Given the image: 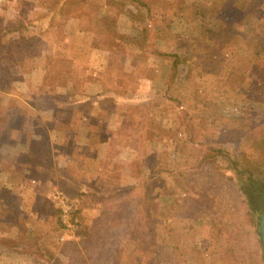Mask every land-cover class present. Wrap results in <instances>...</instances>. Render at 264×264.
<instances>
[{
  "label": "trees",
  "instance_id": "trees-1",
  "mask_svg": "<svg viewBox=\"0 0 264 264\" xmlns=\"http://www.w3.org/2000/svg\"><path fill=\"white\" fill-rule=\"evenodd\" d=\"M157 1L119 0L118 4L122 7L128 6V2H131L135 6H138L137 9L148 8V20H150L152 18V5L163 4ZM203 2L204 4L201 6H188L187 14L178 25V28L182 29L181 32H175L171 27L163 28L164 32H168L170 36L173 35L172 37L175 38L180 33L192 34L196 36L197 43L191 46L178 47L176 52L171 53H165L157 49L152 51L153 54L163 59V63L170 66L171 72L169 80L166 83L167 89L162 95L159 93L158 95H152L147 100H141L142 102L137 103V105L144 108L150 106L152 108L153 105L156 110V107L161 105V102L165 98L180 105L191 103L194 109H198L200 104L206 105L207 103L203 97H194L190 94L193 83L197 78L196 68L203 58L223 64L221 74H223V80L226 81L229 78L233 80L237 79L240 75H247L250 70L260 71L264 75V49L259 57L250 58L244 65L238 61L236 63L233 57L234 53L239 51L249 39L245 19H259L264 16V0H203ZM28 4L33 5L32 10H30L31 12H22L23 10L17 7V17L7 19L4 25L0 27V50L4 46L6 47V50L4 49L5 53L3 55L0 54V80L5 76L13 77V74L9 72L11 68L18 67L21 70L27 68L25 66H27L29 60L28 69L32 70L31 59L37 55L39 48L43 46V41L39 36L41 32L38 35H34V31L36 32L39 29V31H49L50 29L65 28L70 17L74 16L78 7L81 6L78 0H37L35 3L32 2L31 4L29 2ZM4 8L6 9L3 6L0 11L4 10ZM39 9H42V11L36 15L37 11L35 12V10ZM128 14H131L130 10H128ZM136 17L141 18V20L147 19L145 15L133 18ZM86 19L83 18L85 22L83 23L84 28L82 31L87 34L91 25H89V20L91 19L88 18L89 20L87 21ZM0 22H2L1 19ZM105 27L107 28V49L116 56H138L137 58L146 59L145 61L142 59L134 63L137 70L143 68L145 71L149 57L147 54L151 50V47L147 43L151 29L145 25L139 28L134 35L120 36L121 43L115 44L116 38L110 37L111 26L107 23ZM5 33L6 35L8 33L15 34L12 39L7 40L8 43L6 45L2 43ZM157 34L160 37L161 30H158ZM87 37L89 36H85V39ZM257 37L260 38L261 35ZM92 39L93 41H97L95 36ZM262 40H264V37ZM261 48H264V45ZM48 67L49 71L45 77V83L39 87L32 85L30 86L29 93L21 95L22 97L23 95L32 96L36 99V102L31 103V105L23 103L22 105L24 106L20 107V109L25 110V113H22L23 111L21 112L20 109L16 113H9L11 110L9 109L4 114V117L0 119V133L3 132L2 126L4 124L8 125L4 132L5 135L0 136V140L2 137H7V139L11 141L15 140L18 143L16 144L17 155L6 154L7 160L1 165L2 167L0 166V174L5 173L9 176L6 181H0V236L2 234L0 244L4 248L16 249L20 253L43 258L50 264H88L89 259H86V254L90 255V260L94 264H142V260L145 258L142 248L143 243L133 236L135 233H151L154 226L151 210L153 199L165 201L162 215L166 219H171V224L173 223V200L168 202L165 192L167 190L173 191L175 188V185L173 186L174 183L177 184V188L175 189L186 193L187 201L201 206L197 208V211L202 212L203 218H211L214 215V211H211L210 208L211 205H215L216 197L213 193L201 192L199 188L192 184L189 176L191 173L188 171L191 161H193L192 166L201 168L202 175H206L207 177L210 174L208 169L214 170L212 171L215 172L214 175H219L217 172L220 171L218 167H220L219 163L221 161H228L232 166L236 165L235 170L238 175V181H235L237 182L235 183L236 192L242 198L245 195V186L249 184L250 175L253 172L239 168L240 161L236 163V159L238 160L239 157L232 155L236 159L230 158L226 155H230L229 150L224 151L213 145L204 146L203 143H196L193 137H213L216 134H209L208 131H205L204 129H210H207V127H200V130L196 132L197 129L193 125L196 116L192 112L193 110L190 111L189 109L182 111L183 113L181 112L180 115V119H190L191 123L189 124L191 138L185 143V147L184 145L182 146L184 158L177 162L168 161L169 165L168 163L167 165H160L157 170L165 172L168 177L172 178L173 184L167 183L159 191H156V186L160 182L158 179L161 175L158 176L159 172L153 169H150L148 173L146 165H142L141 167L135 165L133 167L134 177L136 178L135 185L132 184L133 186L130 185L127 188L112 191L81 189L79 186L84 185V183L79 177L67 176L64 173L61 175H58L56 172L50 173V168L57 166L54 165L52 156L54 148L51 146V143L44 141L39 145H32L28 141H22L20 138L23 135L36 137V130L42 123L43 116L45 120H54L59 111H68L69 109L72 113V121L70 124H61L59 131L61 130L64 134L73 133L77 136L80 135V137H92L93 140H97L96 137H101V128L93 125L87 119L84 108L87 104H95L94 106L98 109L102 106L103 108H108V110H110L111 106L115 109H125L127 106L130 107L134 104L130 100H123V98L129 99L128 96H132L124 92L112 93L110 91H100L92 93L87 90V86L84 87L85 84L71 81L70 72L72 67L70 64L51 61ZM143 70L141 71L144 72ZM52 84L55 87L54 89L51 86ZM172 87L173 89H171ZM180 87L184 88V93L179 92ZM50 88L55 91H47ZM58 89L59 91H57ZM249 89H257V87H251L249 84ZM172 91L174 94L170 95L169 93ZM130 111L127 113L131 114ZM159 113L161 114V112ZM206 121L212 123L211 120L208 121L206 119ZM243 123H246V121H243ZM139 127L141 128L140 122H135L133 118H128L126 120L125 133L132 135L134 131L131 132L130 129L137 128L141 130ZM137 129L135 130L136 132H138ZM156 129H159V127L153 124V116L151 115L150 123L145 132L143 131L138 136L153 137L157 133ZM259 134L260 136L258 137L262 138L253 142L252 146L264 155V124L262 125V129L259 130ZM51 137H54L53 133ZM216 137H223V135L219 133ZM192 148L195 150H192ZM63 152L67 157L73 154L66 150H63ZM26 156H30L29 160L25 159ZM18 157H23L24 160H21L19 163L13 162L14 159L18 160ZM102 160H105V158L102 157ZM61 168L65 169L64 171L66 172L68 171L67 167ZM17 173L21 175L20 180H24L20 185L22 183L30 184L31 181L35 187V192L42 196L48 193V187H51L50 190L62 188L69 197L79 198L82 207L85 201H88L90 198L104 204L116 203L111 209H105L100 216L88 220L89 222L82 225L80 232L84 235L82 239L83 247L78 252V254L81 253L78 258L72 255L69 257L68 255L67 262H65L63 255L58 253L57 247L62 243L60 237L66 231L58 209L55 208V214L58 217L57 221H51L52 225L47 226V231L38 234L31 228L28 217L32 215L25 212L22 207H13V204L10 203L9 197L16 189L13 185L17 183V177L15 176ZM220 175H227V173L224 172ZM193 179L195 178L193 177ZM210 189L212 190V187ZM207 203H210V205ZM82 207L79 209V212H82ZM104 212L110 216H106ZM247 215L248 222L245 221L244 223L247 226L249 225L248 228L244 223H238L236 219L230 218L231 214L228 215L225 223H222V220L221 223L217 222L220 228H224L223 234L226 235L224 245H216L215 243V248L219 249V252L222 249L225 250L224 252L228 254V257L234 258L238 264H264L257 219L249 208ZM228 221H231V223L233 221L235 228L232 229ZM8 223L24 230V240H17L16 237L10 236L6 228ZM217 228L219 227L217 226ZM170 229L174 231V227ZM102 233L109 234L101 235ZM251 233L252 235L255 234L257 247H253L249 243L250 240L247 234ZM183 235L184 233H182ZM102 243L105 246L108 245L104 252ZM176 247L179 248V245H176ZM90 249L101 250V254L96 255L95 253L92 255L88 253ZM157 256L159 258L158 254ZM247 260L249 262H246Z\"/></svg>",
  "mask_w": 264,
  "mask_h": 264
},
{
  "label": "crops",
  "instance_id": "crops-1",
  "mask_svg": "<svg viewBox=\"0 0 264 264\" xmlns=\"http://www.w3.org/2000/svg\"><path fill=\"white\" fill-rule=\"evenodd\" d=\"M118 1L78 0L81 6L76 10V14L70 17L65 28L39 31L41 32L39 36L43 41V46L39 48L37 55L31 59L32 70L28 69L29 60V62L27 61V66H25L27 68L21 70L20 68L15 67L11 68L9 71L13 76L16 74V71H18L23 78L20 82L12 80L10 76H5L0 83V97L4 108L5 100H11L13 96L20 97L22 94L29 93L30 86L32 85L38 87L43 85L45 83V77L48 75V65L51 61H54L55 63L70 64L72 67L70 72L71 81L85 84L84 87L87 86V90L92 93L110 91L112 93L124 92L125 94L132 95L128 96L129 99L122 97L123 100H130L134 104L130 107L127 106L125 109H115L112 106L110 107V110H108V108H103L102 106L98 109L94 106L95 104H87L84 107L87 119L90 120L93 125L101 128V137H96L97 140H93L92 137L79 136L25 138V141H28L31 144L39 145L44 141L51 143V146L54 148L52 156L56 162L54 165H57L55 168L58 166L67 167L71 177L77 176V178L79 177L84 183V185L79 186L81 189L88 188L90 190L97 189L112 191L127 188L132 184L135 185L136 178L134 177L133 169L135 165H138L139 167L146 165L148 173L150 172V169H153L156 172H159L158 176L164 174L165 178L170 179V182L167 183H170L171 185L173 183L172 178L168 177L165 172L157 170L161 163L156 157H160L161 155L165 157L166 161H164V163L167 165V162L169 161L167 159L172 158L175 151H179L175 150V148L178 147V141L181 142L182 147L184 143L189 140V137H191L189 131V124H191L190 119H180L182 111L188 109L191 111L194 109V106L191 105V103L180 105L165 98L164 101L161 102V105L156 107V110L153 105L152 108L151 106L144 108L137 105V103L142 102L141 100L144 99L147 100V98L152 95H158V93L162 95L167 89L166 83L169 80L171 72L170 66L163 63V59L160 56L153 54L152 51L157 49L165 53H171L176 52L178 47L191 46L197 43L196 36L192 34L180 33L179 36L175 38L172 37L173 35L170 36L168 32H164L163 28L171 27L175 32H181L182 29H179L178 25L183 21V17L187 14L186 11L188 6H201L204 4L203 0H158L163 4L152 5V18L150 20H148V8L137 9L138 6H135V4L131 2H128V6L120 7ZM16 10L17 7H14V9L9 8L5 11L6 15L1 20L0 27L1 25H4V22L7 19H11L12 17L15 18ZM128 10H130L131 14H128ZM36 11H39L37 13L38 15L42 9L35 10V12ZM142 15H145L147 19L141 20V18H133ZM83 18H87L86 21L89 20L88 18L91 19L89 20V25H91L90 27L88 26L89 32H87V34L82 31L84 28L83 23L85 22ZM256 21L257 26L254 27V31L249 32V39L242 48L247 51L246 55H255L256 57H259L262 53L261 47L264 45V40H262L263 35L258 38V35L255 36V33L258 31H264V16L259 19L257 18ZM107 23L111 26L110 37L116 38L115 44L121 43L122 40L119 39L120 36L134 35L139 28L145 25L151 29L147 40L151 50L147 54L149 57L145 71L143 68L137 70V67L134 66L135 61L142 60L143 58L125 55L116 56L107 49V28L105 27ZM158 30H161L160 37L157 34ZM39 32L36 31L34 34L38 35ZM14 36L15 34L13 33H8L7 35L5 33L2 43L6 45L8 43L7 40L10 38L12 39ZM79 36L81 37L79 38ZM85 36L89 37L85 39ZM94 36L97 41H93L92 37ZM5 48L6 47L4 46L0 50L1 55L5 53ZM241 49L234 53L233 57L235 60H237V58L241 59L242 56L239 57ZM260 50L261 52H259ZM243 58L245 59L238 61L242 65L252 57ZM143 60L145 61L146 59ZM222 69L223 64L215 63L208 58H203L198 64L196 71L198 73L197 78H200L202 81H195L193 92H197L199 88V91L201 92L199 95H204L206 93L207 82L210 81V79L207 81L206 79L209 75H212L211 77L215 74H217L216 76H219ZM82 70H86L85 73H79V71ZM18 84L22 87L19 88L21 90L18 89L22 92L20 93V96L18 95L19 91L17 90L19 86ZM181 87L179 92L184 93V88ZM51 89L52 88L49 90L50 92L55 91ZM171 89H173V87ZM57 91H59V89ZM169 94L173 95L174 92L172 91ZM21 98L23 99V103L31 105V102H29L27 98H23L22 96ZM129 111L131 114H128ZM159 112H161V114ZM151 115L153 116V124L159 127V129H156L157 133L153 137H145L144 135L139 137L138 135L142 134L143 131L145 132V129L150 123ZM1 116L2 112L0 110V119ZM128 118H133L135 122H140L141 128L139 127V129L141 130L136 128L138 131L136 132V129H130V131H134V133H132V135L126 134L125 125ZM71 121V112L67 114L61 110V112L57 113V117H55L53 122L55 123L54 125L58 126L61 124H70ZM63 148L70 150L69 152L73 154L68 156L69 158L67 156L64 158L62 153L64 150ZM29 157L30 156H26L25 159L29 160ZM102 157H104L105 160H102ZM70 158H74V161ZM158 180H160V176ZM50 188L51 187H48V193L44 198L47 199V203L50 202V207H52L49 192L51 191ZM158 189L157 184L156 190ZM34 191L35 187L33 184L22 183L19 188L16 189L15 194H17V196L19 195L21 199L25 201L29 196L35 195V193L33 195ZM36 195L38 196L40 194L36 193ZM157 201L158 199H153L152 202L154 206H156ZM115 204V202L104 204L103 202L93 200V198L88 199V201L86 200L83 204L82 212H80L82 219L81 227L86 222H89L88 220L100 216L105 209H111L114 207ZM45 212L50 215L47 217V214L39 212L37 214L32 213L33 216L28 217L32 223L31 228L38 234L46 232L47 226H50L51 224L50 217L53 214L52 212ZM104 214L110 216L108 213L104 212ZM10 226L11 228L8 229L10 236L16 237L18 240H24V230L16 228L13 225ZM80 228L77 231H79ZM105 234L109 233H102L101 235ZM137 234L135 233L133 237L137 238ZM82 236L84 237L83 234ZM71 243H74L76 246L74 241H70V244ZM1 247L0 244V253ZM107 247L108 245L105 246V244L102 243L103 252ZM4 250H6L5 254H13L12 256L15 259L12 260L11 264H24L25 260L28 259L29 261L32 259L33 262L39 260L45 262V264H50L40 257L19 254L7 247L4 248ZM58 253L61 255L60 249L58 250ZM88 253L92 255L95 253L96 255H100L101 250L90 249ZM16 255H19V257H16ZM71 255L73 256V253ZM78 255L79 254H77V256ZM86 259H89V262H87L88 264H94L90 260L89 254H86Z\"/></svg>",
  "mask_w": 264,
  "mask_h": 264
},
{
  "label": "rangeland",
  "instance_id": "rangeland-1",
  "mask_svg": "<svg viewBox=\"0 0 264 264\" xmlns=\"http://www.w3.org/2000/svg\"><path fill=\"white\" fill-rule=\"evenodd\" d=\"M35 1L36 0H7L3 5L6 7V9L4 8V10L0 11V19L2 20L5 17L6 15L5 11L9 8L14 9V7H20V9L23 10L22 12H27V11L31 12L30 10H32L33 5L31 6L28 3L30 2L32 4V2L35 3ZM37 13L38 11L36 12V15ZM256 19L257 18L245 19L248 33L254 31L253 30L254 27L257 26ZM261 32L258 31L257 33H255V36L263 35L264 37V31ZM263 49L264 48H262V50ZM259 52H261V50ZM239 53H240L239 57L241 56L242 57L241 59L237 58V60L235 61L236 63L237 61L245 59L243 57H252L251 59L256 58L255 55H251V56L246 55L247 51L243 48ZM85 71L82 70L79 71V73L80 72L85 73ZM216 75L217 74L213 75V77H211L212 75H209V77L206 79V81L209 79L210 81L207 82L206 93L205 94L203 93L204 95L202 96L199 95L201 93L199 91V88L197 92H193V87L190 91L191 95H193L194 97L195 96L203 97V99H205V102L207 103L206 105L200 104L198 109L197 108L193 109L192 112L196 116L193 125L197 129L196 132L200 130L199 129L200 127H204V128L207 127V129L209 128L210 129L209 130L204 129V130L208 131L209 134L219 135V133H221L223 137H216V135H213V137H193V140H195L196 143L197 142L203 143L204 146L213 145L224 151L229 150L230 155L229 154L226 155H228L230 158L234 159L232 155L239 157L238 160L235 158L236 163L240 161L239 168H242V170L252 171L253 172L252 176H255L256 178H262V177L264 178V155L260 153L259 150H256L254 146H252L253 142L262 138L258 136H260L259 130L262 129V125L264 124V75L260 71L250 70L247 75H240L237 77V79H233V80L229 78L227 79V81L223 80L222 78L223 74H220L219 76ZM196 76L198 77V73ZM11 79L20 82L23 78L22 75L18 71H16V74L13 77L11 76ZM195 81L200 82L202 80L200 78H196ZM1 82L2 81L0 80V83ZM194 84L195 82L193 83V86ZM249 84L251 85V87L256 86L257 89H253V90L249 89ZM18 85L19 86L17 90L19 88H22L20 87V84ZM51 86L54 89L53 84ZM49 90L50 89H48L47 91ZM20 93L22 92L19 91L18 94L19 96ZM23 98L29 99L31 103L36 102V99L33 98L32 96L29 97V95L26 96L23 95ZM22 104H23V99L21 98V96L20 97L13 96L11 100H5V105H4L5 107L3 108V104L1 102V97H0V110L2 112L1 117H4V114L9 109H11L9 113H16L18 109H20V107L23 106ZM20 110L21 112L23 111L22 113L26 112L23 109ZM62 111H64V113L67 114L71 112L69 109L68 111L67 110H62ZM206 119L208 121L211 120L212 123L207 122ZM241 120L246 121V123H243V121L241 123ZM53 121H54L53 119L45 120V117L43 116V121L36 130V134H35L36 137H51L52 133L54 137H77V135L73 133L70 134L62 133L61 130L59 131L60 125L58 126L54 125L55 123ZM227 123L229 124L226 126ZM7 126L8 125L6 124L2 126L3 132L0 133V136L5 135L4 132L5 129H7ZM250 135H252L253 137H247ZM26 137L27 136L23 135L20 138L22 141H25ZM190 138L191 137H189V140ZM185 143H184V147H185ZM16 144L18 143L15 140L11 141L10 139H7V137L1 138L0 166L7 160L6 154H13V156L17 155ZM32 145H36V144H32ZM177 145L178 147L175 148V150H179V151H175L173 157L167 159L169 160V162L171 161L177 162L184 158V155L182 154L181 142L178 141ZM195 147H199V146H195ZM63 149L66 151H70L65 148ZM192 150L195 149L192 148ZM62 153L65 158L66 154L64 152ZM156 158H158V161L161 164H165L164 163V161H166L165 157L161 155L160 157L157 156ZM70 159L74 161V158H70ZM21 160H24V158L18 157V160L14 159V161L13 160L12 161L19 163ZM169 162H167L168 165ZM54 163L56 164L55 159H54ZM192 164L193 161H191L190 169L188 170L189 173H191V175L189 176H190V180H192V184L195 187L199 188L201 192L213 193V195H215L216 197L215 205H211L210 208L211 211H214V215L211 218L209 217L203 218L202 212L197 211V208H200L201 206L187 201L186 193L178 191L179 189H175L177 188V184L172 183L173 186L175 185L174 190L173 191L167 190V192L165 193L168 202L173 200V208H172L174 213L173 223L171 224V219H166L162 215L165 201L159 199L157 201L156 206L153 205V202L151 204V210L153 212L152 222L154 225L151 230V233L146 234L143 232V234H137L138 241L143 243L142 248L145 254V258L142 260V264H238L234 258L228 257V254L224 252L225 250L222 249V251L219 252L220 250L219 249L217 250V248H215L214 245L215 243L216 245H220V244L224 245L225 243L226 234H223L225 230L223 227L220 228L217 222L221 223L222 220L223 221L222 223H225L227 221L226 218H228V215L231 214L230 218L236 219L238 223L241 222L244 223L248 219V215H247L248 208L251 210L248 199H246L245 195L242 198L236 192L235 183L237 182L235 181H238L237 171L235 170L236 165L232 166L228 161H221L219 163L220 167H218L220 171L217 172L219 173V175H214L215 172H212L214 170L208 169L210 171V174L209 177H207L206 175L205 176L202 175L201 168L192 166ZM64 170L65 169L61 168L60 166L56 168L52 166L50 168L51 171L50 173L56 172L58 173V175H61L62 173H64L67 176L70 175L69 171L66 172ZM224 172H226L227 175H220L221 173ZM161 175L162 176H160V180H159L160 182L158 183L159 189L160 186L163 187L165 184H167V182H170V179L165 178L164 174ZM15 176L17 177V183H15L13 186H15L17 189L19 188L20 183L24 180H20L21 179L20 173H17ZM193 177L195 179H193ZM7 178H9L7 174L5 173L0 174V181H6ZM30 184H32L31 181ZM211 187L212 190L210 189ZM16 189L9 197L10 203L13 204V207H17V206L22 207L25 210V212L31 214L32 216H33L32 213L37 214L40 212L42 214L43 213L47 214L46 216L48 217V215L50 214L46 213L45 211H48L50 213L52 212L53 215H51L50 220L57 221L58 217L55 214V207L52 202H51L52 207H50L51 206L49 204L50 202L47 203V199L44 198L45 196L42 195L37 196L36 192L34 191L33 195L34 193L35 195L29 196L24 201L21 199L19 195L17 196V194H15ZM159 189L156 191H159ZM52 191L53 190L49 191L50 196ZM166 197L164 198L166 199ZM207 204L210 205V203ZM81 207L82 206H80V208ZM254 216L257 219L255 213ZM80 220L82 222L81 214H80ZM228 222H230L232 229L235 228V224L233 223V221L232 223L231 221ZM30 224H32L31 221ZM10 225L11 223L10 224L8 223L6 228L7 229L11 228ZM217 226L219 228H217ZM172 227H174V231H171L170 228ZM248 227L249 225L247 226V228ZM257 227H258V222H257ZM81 229L82 227L80 228L79 231L70 233V235L67 236L68 238H66V240L64 241L60 240L63 243H61L57 247V250L60 249L65 262H67L68 255L70 257L71 254L73 253V256L78 258L79 255L81 254L80 253L77 256L78 252H80L81 248L83 247V240H82L83 233L80 232ZM182 233H184L183 236ZM247 235L249 237L248 239L250 240L249 241L250 245H252L253 247H257L255 234L252 235L251 233ZM0 237H2V234ZM69 239H73V240H69ZM70 241L71 242L74 241L76 243V246H73L74 243H71L73 244L71 245ZM176 245H179V248H177ZM1 246L2 247L0 253V264H11L12 260L15 259L12 256L13 254L10 253L5 254L6 250H4L3 245ZM76 247H78L77 250ZM12 251L18 252L16 249H13ZM18 253L23 254L20 252ZM157 254L159 255V258ZM16 257H19V255H16ZM30 260L31 261H29V259L25 260L24 264H45V262L39 260H37V262L36 261L33 262L32 259ZM246 262L249 261L247 260Z\"/></svg>",
  "mask_w": 264,
  "mask_h": 264
},
{
  "label": "built area",
  "instance_id": "built-area-1",
  "mask_svg": "<svg viewBox=\"0 0 264 264\" xmlns=\"http://www.w3.org/2000/svg\"><path fill=\"white\" fill-rule=\"evenodd\" d=\"M6 1L0 0V9ZM50 197L54 207L59 210L62 224L65 226L66 231L61 236V240L64 241L70 233L77 231L81 227L82 222L79 212L81 201L77 197H69L62 189L53 190Z\"/></svg>",
  "mask_w": 264,
  "mask_h": 264
},
{
  "label": "flooded vegetation",
  "instance_id": "flooded-vegetation-1",
  "mask_svg": "<svg viewBox=\"0 0 264 264\" xmlns=\"http://www.w3.org/2000/svg\"><path fill=\"white\" fill-rule=\"evenodd\" d=\"M250 175L249 184H246L244 189V194L246 199H248L251 211L255 213L258 222V233L261 241L260 235V219L259 214H264V178H256ZM261 241V246H262Z\"/></svg>",
  "mask_w": 264,
  "mask_h": 264
},
{
  "label": "water",
  "instance_id": "water-1",
  "mask_svg": "<svg viewBox=\"0 0 264 264\" xmlns=\"http://www.w3.org/2000/svg\"><path fill=\"white\" fill-rule=\"evenodd\" d=\"M259 219H260V235H261V241H262V246H261V252L264 258V214H259Z\"/></svg>",
  "mask_w": 264,
  "mask_h": 264
}]
</instances>
